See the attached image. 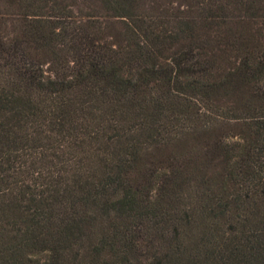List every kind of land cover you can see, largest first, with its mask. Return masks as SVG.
<instances>
[{
    "label": "trees",
    "instance_id": "16d2710c",
    "mask_svg": "<svg viewBox=\"0 0 264 264\" xmlns=\"http://www.w3.org/2000/svg\"><path fill=\"white\" fill-rule=\"evenodd\" d=\"M0 264H264V0H0Z\"/></svg>",
    "mask_w": 264,
    "mask_h": 264
}]
</instances>
